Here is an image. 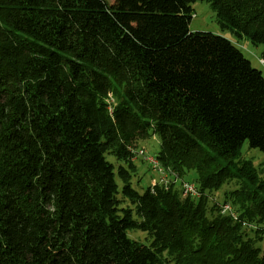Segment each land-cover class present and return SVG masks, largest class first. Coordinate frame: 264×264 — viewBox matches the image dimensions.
Segmentation results:
<instances>
[{
	"label": "trees",
	"instance_id": "trees-1",
	"mask_svg": "<svg viewBox=\"0 0 264 264\" xmlns=\"http://www.w3.org/2000/svg\"><path fill=\"white\" fill-rule=\"evenodd\" d=\"M128 1L0 0V264H264V176L231 169L246 142L264 151V75L226 36L190 29L207 1L264 44V0ZM150 129L199 199L135 187L128 147ZM234 178L240 221L207 196Z\"/></svg>",
	"mask_w": 264,
	"mask_h": 264
},
{
	"label": "rangeland",
	"instance_id": "rangeland-1",
	"mask_svg": "<svg viewBox=\"0 0 264 264\" xmlns=\"http://www.w3.org/2000/svg\"><path fill=\"white\" fill-rule=\"evenodd\" d=\"M108 9L114 10H121V9H134L135 5L128 0H101ZM194 8V14L192 16L190 29L192 31H211L216 34H221L229 38L238 48L241 49L243 54L246 58H248L253 66L262 71L264 75V63L261 61L264 52V44H253L247 38L238 37L231 29H223L220 22L217 11L212 7L211 3L207 1H197L192 4ZM106 97V102L108 103L109 110L113 112L116 104L117 99L116 95L113 91L109 92ZM131 145L143 148L148 153L154 154L157 156V151L161 147V139L158 137L157 134L153 133L152 129L149 130V134H145L139 132L136 138L131 142ZM102 150L106 152V146L102 147ZM108 159L115 163L116 167L120 164L116 160V158L112 155L107 154ZM133 160L136 162L138 170L133 175V182L135 187L138 189L144 190L145 187L150 185V178L151 172L148 162L139 155H134ZM238 162L235 165H232L231 169H235L239 173L241 172L242 168L253 166L256 170L258 175L264 176V151L260 150L259 148H250L248 143L246 142L242 149V154L237 159ZM237 167V168H236ZM238 169H241L240 171ZM156 176V174H154ZM187 180L194 181L197 185L195 173H192ZM240 187V182L237 179H232L225 183L220 189L215 190L207 194L209 198V206L214 207L218 206V210L213 212L221 213L222 215H229L232 217L234 221H236L232 214L227 212L223 213L222 209L220 208L222 205L220 204H230L232 210L238 213L239 217L241 215V211L238 208V204L234 201V191ZM200 190V187H198ZM201 191V190H200ZM195 199V198H194ZM199 199V198H198ZM197 200V199H196ZM214 204V205H213ZM217 204V205H215ZM213 205V206H211ZM211 214V213H210ZM240 221V220H238ZM246 222L244 227H247L248 230H255L254 228L260 227L254 222H250L246 219H243ZM253 228V229H250ZM130 236L134 239L141 240L143 242H148L147 234L140 230H131L129 232ZM264 245V242L262 243ZM168 264H174L173 262H169Z\"/></svg>",
	"mask_w": 264,
	"mask_h": 264
},
{
	"label": "built area",
	"instance_id": "built-area-1",
	"mask_svg": "<svg viewBox=\"0 0 264 264\" xmlns=\"http://www.w3.org/2000/svg\"><path fill=\"white\" fill-rule=\"evenodd\" d=\"M264 63V60L261 59ZM109 108V106H108ZM110 109V108H109ZM112 112V111H110ZM133 155H139L143 157L149 164L151 178H150V187L152 190L157 185H162L166 189L172 186H178L181 189L182 195L184 197H192L198 199L202 196V192L198 189V185L192 181L183 178L177 171L173 170L170 167L165 166L156 155L148 153L143 148L135 147L134 145L128 147ZM156 174V176H154ZM220 208L223 213H231L235 220H240L238 213L232 210L231 205L228 203L220 204ZM243 225H246V222L242 220Z\"/></svg>",
	"mask_w": 264,
	"mask_h": 264
}]
</instances>
